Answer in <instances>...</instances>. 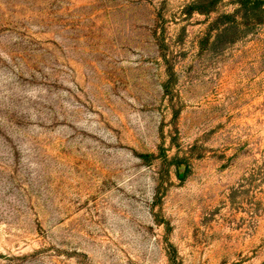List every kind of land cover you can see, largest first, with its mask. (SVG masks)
<instances>
[{
	"label": "rangeland",
	"instance_id": "1",
	"mask_svg": "<svg viewBox=\"0 0 264 264\" xmlns=\"http://www.w3.org/2000/svg\"><path fill=\"white\" fill-rule=\"evenodd\" d=\"M196 1L0 0V264H264V20Z\"/></svg>",
	"mask_w": 264,
	"mask_h": 264
},
{
	"label": "trees",
	"instance_id": "2",
	"mask_svg": "<svg viewBox=\"0 0 264 264\" xmlns=\"http://www.w3.org/2000/svg\"><path fill=\"white\" fill-rule=\"evenodd\" d=\"M211 5H214V3L216 4L218 1L221 0H209ZM236 5H237V12H243V14L245 16L248 17H252L253 21H260L259 23H261V21L264 20V0H234ZM194 5H196V10L204 13L205 9L204 7H210V4H208L207 6H205V3L203 4V0H199L196 1V3H194ZM207 12H211L212 10H210V8H207ZM251 18V19H252Z\"/></svg>",
	"mask_w": 264,
	"mask_h": 264
}]
</instances>
